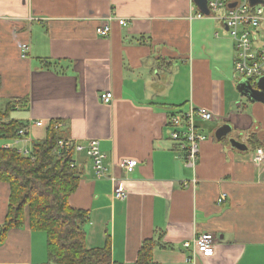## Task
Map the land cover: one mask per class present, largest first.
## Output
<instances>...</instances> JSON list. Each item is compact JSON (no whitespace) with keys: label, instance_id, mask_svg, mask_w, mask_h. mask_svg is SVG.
<instances>
[{"label":"crops","instance_id":"0c3cea01","mask_svg":"<svg viewBox=\"0 0 264 264\" xmlns=\"http://www.w3.org/2000/svg\"><path fill=\"white\" fill-rule=\"evenodd\" d=\"M197 12L192 0H0V101L23 110L17 121L29 141L15 148L29 150L53 121L64 139L98 141L126 197L113 199V182L97 179L83 153L73 159L79 184L69 206L87 213L86 248L109 243L115 264L134 263L151 239L154 264H264V164L251 159L264 150V104L242 103L236 91L221 13ZM108 18L110 35L100 38ZM105 92L109 105L99 99ZM191 105L214 116L199 124L205 140L193 171L168 126ZM225 126L230 132L218 138ZM122 160L137 166L125 173ZM7 198L0 183V227ZM203 233L214 235V254L193 259L182 245ZM0 264H51L46 235L26 225L7 231Z\"/></svg>","mask_w":264,"mask_h":264},{"label":"trees","instance_id":"16d2710c","mask_svg":"<svg viewBox=\"0 0 264 264\" xmlns=\"http://www.w3.org/2000/svg\"><path fill=\"white\" fill-rule=\"evenodd\" d=\"M12 104L0 109V183L8 187L0 240L7 231L26 225L30 231L46 235L51 264H115L109 243L102 249L86 248L87 213L69 206V198L78 188L79 172L71 168L73 152L57 146L64 139L54 128L57 122L49 123L44 139L31 141L28 156L15 147H3L26 129L24 123L10 117L16 110ZM157 246L153 239L144 241L132 264H154L152 252Z\"/></svg>","mask_w":264,"mask_h":264},{"label":"built area","instance_id":"2783aa9c","mask_svg":"<svg viewBox=\"0 0 264 264\" xmlns=\"http://www.w3.org/2000/svg\"><path fill=\"white\" fill-rule=\"evenodd\" d=\"M207 8L209 15L206 16L201 12H197L194 17L203 19L205 17L215 16L221 13L219 17L227 28L228 36L234 44L235 59L233 62V71L237 82L242 80L248 81L254 85L257 79L264 78V0L260 3L250 6L248 0H207ZM217 16V15H216ZM219 16V15H218ZM112 18H108L105 24H101L96 29V35L100 38H108L110 35V24ZM117 24L121 27L127 26V21L118 19ZM26 45L22 47V55L27 52ZM103 105H109L113 101V95L105 92L99 96ZM212 113L203 108H195L192 105L183 113L170 115L168 118V126L170 127L169 138L182 153L187 168L195 170L199 145L205 140L201 133L199 124L213 121ZM35 127H42L41 122L31 124ZM55 130L58 125H55ZM17 139L12 143L3 145L4 148L15 147L21 142H29L27 139L28 132L20 130L16 134ZM57 146L59 150L72 151L74 156L85 154L92 163V169L97 179L108 178L113 182V199L123 200L126 197V191L117 178L109 176L107 168L104 164L105 156L99 148L96 140L87 141L85 144L77 143L71 139L58 140ZM17 149V148H16ZM24 156L29 155V150L17 149ZM252 163L256 166L264 164V150L258 148L252 155ZM119 168L125 173H131L137 166L134 160H122ZM74 163L71 168H74ZM225 200V195L216 201L218 204ZM216 239L214 235L203 233L190 241L183 243L182 247L186 251H190L192 258L197 255L203 257H211L214 254Z\"/></svg>","mask_w":264,"mask_h":264},{"label":"water","instance_id":"95a60500","mask_svg":"<svg viewBox=\"0 0 264 264\" xmlns=\"http://www.w3.org/2000/svg\"><path fill=\"white\" fill-rule=\"evenodd\" d=\"M195 7L198 9L199 12L208 16L209 11L207 8V0H192ZM250 6H254L261 2V0H248ZM236 91L243 97L248 103H261L264 104V78L257 79L254 85H251L248 81L242 80L237 83ZM230 132L229 127L225 126L220 128L216 136L218 138L226 136L227 133ZM232 145L237 148L244 149L241 145L237 144L234 141H230Z\"/></svg>","mask_w":264,"mask_h":264},{"label":"rangeland","instance_id":"374dc122","mask_svg":"<svg viewBox=\"0 0 264 264\" xmlns=\"http://www.w3.org/2000/svg\"><path fill=\"white\" fill-rule=\"evenodd\" d=\"M216 15H220V12L219 13H216ZM241 101H242V103H246L245 99L244 100H241ZM7 102H10V101H6V100L0 101V108H4V106H5V104ZM24 115H25V113L23 112V110H15V111H13V112L10 113V117L12 119H15V120H23L24 119Z\"/></svg>","mask_w":264,"mask_h":264}]
</instances>
